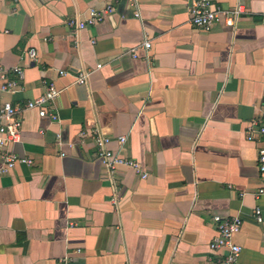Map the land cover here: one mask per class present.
Instances as JSON below:
<instances>
[{
	"label": "crops",
	"instance_id": "crops-1",
	"mask_svg": "<svg viewBox=\"0 0 264 264\" xmlns=\"http://www.w3.org/2000/svg\"><path fill=\"white\" fill-rule=\"evenodd\" d=\"M211 2L242 10L233 27L221 18L195 29L187 0L2 3L0 67L17 85L0 105L22 108L43 79L60 96L57 122L22 113L11 150L32 163L0 173V264H218L213 215L242 222L237 264H264V197H254L256 144L245 137L264 108V0ZM107 5L115 12L88 24ZM93 125L147 177L126 166L109 175Z\"/></svg>",
	"mask_w": 264,
	"mask_h": 264
},
{
	"label": "built area",
	"instance_id": "built-area-1",
	"mask_svg": "<svg viewBox=\"0 0 264 264\" xmlns=\"http://www.w3.org/2000/svg\"><path fill=\"white\" fill-rule=\"evenodd\" d=\"M5 1L9 0H0V7ZM119 1L114 0L115 3ZM114 12L115 9L111 5H107L100 11L91 10L87 22L88 24L96 25L104 20L106 16ZM241 12L242 10L240 8L232 11L222 9L214 5L211 0H187V14L190 24L195 29L204 32L210 31L213 25L221 18L225 20L228 27H233L236 18ZM134 16H139L137 11H135ZM85 25V23H78L76 28L80 29L85 27ZM140 46L145 53H148L151 48V42L145 40ZM135 52L136 47L131 48L133 56ZM25 57L30 63H33L37 59V51L35 49H29L25 53ZM13 72L21 79V69L14 68ZM58 74L61 77L65 73L59 71ZM87 75L84 71H77L75 82L78 84L85 83ZM16 85L17 82L10 80L7 77L6 70L0 67V91L11 92ZM42 86L44 88L43 93L39 97L28 101L22 108L13 106L10 102H4L0 105V173L12 169L16 164L29 165L32 163V160L19 157L11 150V147L20 141L21 117L23 112L36 110L40 118H48L53 122L59 120L54 104L60 96V90L55 87L54 83L44 79L42 80ZM87 134L94 143L97 159L109 175H112L118 167L126 166L137 172L142 179L147 177V173L138 161L126 159L118 151L110 148L114 139L101 132L97 126L93 125ZM245 137L248 141L256 144V164L260 177V185L254 193V197L255 200H259L264 197V108L263 114L260 117L251 119L248 122L245 128ZM115 142L121 147L125 142V138L118 137ZM253 213L256 222L261 223L262 217L259 207H255ZM212 222L215 226V234L208 245L210 252L220 256L218 264H237L241 247L233 242V236L240 231L241 220L237 217L225 219L219 215H213ZM63 261H60L59 264H64Z\"/></svg>",
	"mask_w": 264,
	"mask_h": 264
}]
</instances>
